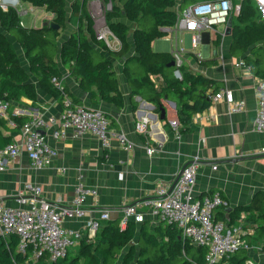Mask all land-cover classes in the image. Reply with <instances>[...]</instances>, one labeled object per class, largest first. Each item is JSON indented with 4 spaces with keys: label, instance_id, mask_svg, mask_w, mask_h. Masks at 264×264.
Returning <instances> with one entry per match:
<instances>
[{
    "label": "crops",
    "instance_id": "1",
    "mask_svg": "<svg viewBox=\"0 0 264 264\" xmlns=\"http://www.w3.org/2000/svg\"><path fill=\"white\" fill-rule=\"evenodd\" d=\"M182 8L181 1H177L173 10L178 14ZM50 15L39 19V25H36L37 19L33 17L31 25L23 26H42L44 22L51 21ZM123 22L130 29L133 28L132 23ZM75 28L74 19L67 21L64 28L59 30V40L64 41ZM221 30L202 32L196 46L192 45L191 33L172 30L151 43L155 52L178 53L182 59V72L200 74L214 82L207 91L211 101L209 107L185 118L184 124L178 121L179 112L174 101L162 99L164 116L161 118L162 111H156L153 104L139 96L131 97L130 85L123 73V58L111 59L122 95L121 107L106 103L100 97L94 99L91 92L83 91L79 80L70 76L58 63L62 84L78 104L102 111L110 120V128L123 133L132 143V149L124 150L114 139L107 147H103L94 136L77 135L72 130H66L62 138H53V127H49L43 134L56 151L51 164L40 169L34 168L22 151L0 171V201L9 207L27 208L30 196H20L19 193L26 183H32L39 185L42 192L31 202H46L58 208H69L74 187L81 182L94 189L96 196L86 199L83 217L63 222L66 228L80 230L88 220L99 219L102 211L108 212V220L120 218L123 207L153 196L160 185L171 187L180 170L194 163L195 195L219 192L226 202V205L215 211V219L230 224L237 215L243 213L247 215L246 229L254 227V222L248 219L249 212L240 208L249 205L257 193L264 191V133H256L252 128L257 107L258 78L250 69H246L245 55L232 56L231 36L222 35ZM185 33L190 34L187 47L184 46ZM7 37L20 66L29 73V64L22 48L13 37ZM126 40L131 47L130 52H133L132 32L127 34ZM109 47L118 49L119 41L112 38ZM201 61L212 63L202 64ZM154 79L157 83L162 82L160 77ZM29 81L35 85L36 100L21 97L19 102L11 103L12 115L27 118L34 115L57 117L62 105L40 88L35 77L29 75ZM220 89H228L236 99L244 100V111L229 114L223 101H213L212 95ZM142 119L147 121L145 135L135 131V124ZM174 120L178 122L176 129L170 125V121ZM0 133L8 137L9 142L18 141L21 137L19 129H11L6 125L0 127ZM147 149H153V153L148 154ZM18 197H21L22 203L17 202ZM226 208H231L232 212L227 213ZM229 217L234 218L232 222H228ZM144 221H148L151 228L158 224L148 214ZM104 222H100V225ZM253 236L249 234L248 240ZM247 255L255 264H263L264 239L253 243Z\"/></svg>",
    "mask_w": 264,
    "mask_h": 264
},
{
    "label": "trees",
    "instance_id": "2",
    "mask_svg": "<svg viewBox=\"0 0 264 264\" xmlns=\"http://www.w3.org/2000/svg\"><path fill=\"white\" fill-rule=\"evenodd\" d=\"M21 1L49 12L50 22L58 25L60 31L67 21L73 19L76 28L69 37L60 41L59 30L48 25L22 27L14 10L3 12L0 9V99L7 101L10 107L21 97L36 100L35 85L29 81V75L35 77L40 88L60 104L65 96L78 104L65 86L60 90L52 82L53 78L62 79L58 63L70 76L77 78L80 88L91 92L94 99L100 97L106 103L121 107L122 95L111 61L121 58L124 60L123 73L130 85L131 97H141L153 104L156 111L164 109L163 98L170 99L175 102L179 112L178 121L184 124L185 118L209 107L211 101L207 91L214 82L200 74L182 71V78L177 79L173 75V67H167L173 61L172 54L155 52L151 48L154 40L165 36L170 32L168 29L174 26L177 14L173 8L177 1L186 7L206 0H110L111 10L105 13V21L119 41L118 49H111L103 40L96 38L87 11V0H73L69 15L65 10V0ZM104 1L107 3L109 0ZM231 2L233 9L239 5V10L237 14L233 10L228 18L231 28L230 53L232 56L245 55L244 62L251 73L264 79V20L260 19L253 0ZM123 20L132 23L133 28L130 29ZM129 32H132L133 52H130L131 47L126 40ZM7 35L13 37L22 48L29 64V73L20 66ZM155 77H160L162 82H155ZM12 119L16 124L15 129H19L28 118L13 115ZM4 126V121L0 119V127ZM9 141L0 133V148ZM240 210L248 211V219L255 224L254 236L249 240L252 246L264 239V191L257 193L251 203ZM233 219L229 217L228 222ZM16 245L15 236L9 239L0 237V264L23 262V256L16 252ZM205 255V248L188 243L172 224L158 223L151 228L148 221L139 225L128 221L124 228H120L119 218H116L104 222L93 240H81L76 251H69L53 264H206ZM247 259V251L239 249L215 264H244Z\"/></svg>",
    "mask_w": 264,
    "mask_h": 264
},
{
    "label": "built area",
    "instance_id": "3",
    "mask_svg": "<svg viewBox=\"0 0 264 264\" xmlns=\"http://www.w3.org/2000/svg\"><path fill=\"white\" fill-rule=\"evenodd\" d=\"M253 1L256 3L260 19L264 20V0ZM20 3L21 0H0V9L3 12L14 10L19 16V25L24 27L20 17L33 12L34 6L30 5L26 9L17 11ZM88 4L96 38L103 40L109 46L110 40L116 39L105 21V13L111 10V1L104 3V0H90ZM233 10L237 14L239 5L233 9L231 0H206L188 5L177 14L171 30L191 33L192 45L196 46L202 32H215L217 27L221 26L220 33L223 35ZM172 56L173 75L181 79L182 59L178 53H173ZM246 69L249 67L246 66ZM52 82L58 89H62L61 80L53 78ZM211 98L215 102L223 101L229 114L239 113L245 109V101L236 99L228 89H220ZM256 101L252 128L256 133H264V79H257ZM61 105V112L57 117L34 115L20 126V139L0 148V171H3L22 151L26 153L32 167L40 169L49 166L56 155L55 149L47 143L43 134L49 127H53V138H62L66 130H72L77 135L94 136L103 147H107L114 139L124 150L132 149V143L123 133L110 128V120L102 111L75 104L68 96L64 97ZM12 116L9 103L0 99V119L7 127L14 129L16 124ZM146 125V119L138 121L135 124V131L141 135L147 134ZM170 125L176 129L178 122L170 121ZM147 152L152 154L153 149H147ZM195 180L196 165L190 163L184 167L173 186L160 185L153 192V196L140 203L123 207L120 212L119 227L124 228L128 221L140 224L146 219L147 214L156 223L172 224L188 243L206 249V264H215L224 258H229L239 249L246 251L252 249L247 236L254 234V229L253 227L250 230L246 229L247 215L239 214L230 224L216 220L215 211L226 205V202L219 192L196 196ZM41 192L39 185L26 183L19 195H29L31 201H34ZM95 196L94 189L78 182L74 187L69 208H58L46 202L31 201L27 208H14L0 201V237L17 238L16 252L24 258L19 264L45 262L53 264L64 258L71 248L77 247L81 240H93L101 226L100 222L109 219L108 212L102 211L99 219L88 220L83 229L74 230L63 225L65 220L83 217L86 199ZM22 201L21 197L17 198V202L22 203ZM244 264L255 263L247 259Z\"/></svg>",
    "mask_w": 264,
    "mask_h": 264
},
{
    "label": "rangeland",
    "instance_id": "4",
    "mask_svg": "<svg viewBox=\"0 0 264 264\" xmlns=\"http://www.w3.org/2000/svg\"><path fill=\"white\" fill-rule=\"evenodd\" d=\"M79 1H81V0H79ZM89 1L90 0H87V11H88V8H89ZM72 2H73V0H65V10H66V13H67V15H69V12H70V6L72 5ZM104 3H105V1H104ZM31 4L30 3H27V2H22L21 1V3H20V5H19V7H18V9H17V11H21V10H23V9H26V8H28L29 6H30ZM34 9V11L33 12H31L30 14H27V15H22L21 17H20V21L23 23V25L24 26H29V25H31V21L34 19L33 17H36L35 19H37L36 21V25H39L40 24V21H38L39 19H41V18H43V17H45L46 15L48 16V15H50V13L49 12H47L45 9H43V8H37V7H34L33 8ZM89 13V12H88ZM51 16V15H50ZM93 19H95L94 17H92ZM92 23H93V21H92ZM217 29H222V27L220 26V27H217ZM183 39H185L184 40V46L185 47H187V46H189V39H190V34H188V33H185L184 34V36H183ZM77 250V247H73V248H71V251L72 252H74V251H76Z\"/></svg>",
    "mask_w": 264,
    "mask_h": 264
},
{
    "label": "water",
    "instance_id": "5",
    "mask_svg": "<svg viewBox=\"0 0 264 264\" xmlns=\"http://www.w3.org/2000/svg\"><path fill=\"white\" fill-rule=\"evenodd\" d=\"M45 25H48V26H50V27L53 28V29L59 30V26L56 25V24H54L53 22H50V23L44 22V23L42 24V26H45ZM230 30H231V28H230V20L228 19V21H227V23H226V26H225V29H224V35H226V36H230ZM167 67H174V61H171V62L167 65ZM163 114H164V111H162V113H161V116H160L161 118H163V116H164ZM185 166H186V165H185ZM185 166H184V167H185ZM184 167H183V168L180 170V172L178 173V175H177L175 181L173 182L172 186L176 183V181H177L178 177L180 176L181 172L183 171ZM234 211H235V210H234ZM226 212H227V213H231V212H232V209H231V208H226Z\"/></svg>",
    "mask_w": 264,
    "mask_h": 264
}]
</instances>
